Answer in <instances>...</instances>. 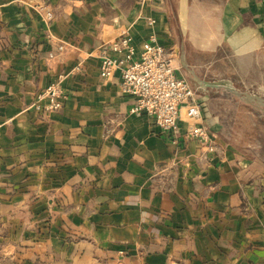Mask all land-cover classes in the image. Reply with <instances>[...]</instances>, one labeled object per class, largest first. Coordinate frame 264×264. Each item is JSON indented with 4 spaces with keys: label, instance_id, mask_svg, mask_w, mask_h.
<instances>
[{
    "label": "crops",
    "instance_id": "0c3cea01",
    "mask_svg": "<svg viewBox=\"0 0 264 264\" xmlns=\"http://www.w3.org/2000/svg\"><path fill=\"white\" fill-rule=\"evenodd\" d=\"M177 2L107 15L100 0H0V264H264V161L239 147L240 105L212 85L245 83L264 0ZM124 36L136 55L152 36L173 52L216 153L177 146L131 114L119 79L97 82L101 61L85 55L118 56ZM58 80L63 108L38 112Z\"/></svg>",
    "mask_w": 264,
    "mask_h": 264
},
{
    "label": "built area",
    "instance_id": "2783aa9c",
    "mask_svg": "<svg viewBox=\"0 0 264 264\" xmlns=\"http://www.w3.org/2000/svg\"><path fill=\"white\" fill-rule=\"evenodd\" d=\"M44 20L55 13L50 5L41 8ZM63 50L62 46L59 47ZM113 49L121 53L111 57L95 48L85 58L100 59L97 82L117 78L122 92L132 99L131 114L149 118L158 129L167 133L177 146L198 141L206 154L217 152V143L209 127L202 123L201 106L193 100L195 85L178 73L179 65L173 52L166 49L156 36L136 48L129 36L119 38ZM67 93L62 81L50 83L35 95L38 112L62 109Z\"/></svg>",
    "mask_w": 264,
    "mask_h": 264
},
{
    "label": "rangeland",
    "instance_id": "374dc122",
    "mask_svg": "<svg viewBox=\"0 0 264 264\" xmlns=\"http://www.w3.org/2000/svg\"><path fill=\"white\" fill-rule=\"evenodd\" d=\"M136 1L144 2L146 0H100V3L102 4L107 15H115L114 12H116V8L112 9L111 5L116 7L115 4L119 3L120 7L123 6L121 8L122 12L125 13L128 11L129 5L125 7L124 5H127L128 3L133 4ZM149 1L152 2V0ZM172 1H174V4L178 3V0ZM116 17H118V15H116ZM260 29L264 36V26L260 27ZM187 47L189 48V42L186 39V42L183 43V48ZM222 50L223 49H220V51L216 53L217 57L219 58H214L212 64L208 66V68L212 70L211 74L214 75L215 73L214 76H222L220 73L216 72L217 69H215L216 71L214 70L216 62L219 60H224L221 57L228 54L226 52H222ZM247 58L248 59H246L245 65L247 68L244 71L243 77L239 78L245 81V83L242 86L240 83H236L240 87L238 91L244 95L251 96V100L243 101L238 95L233 93L230 94V97L240 105V108L238 109V126L241 128V130L239 131V138L237 141L239 147L246 151L247 157L258 156V158L264 161V46L258 47L253 60L251 57ZM233 61L238 62L239 59H233ZM220 69H224L223 66H221ZM234 87H237L235 83ZM209 155L211 154H206L204 152L205 159H207Z\"/></svg>",
    "mask_w": 264,
    "mask_h": 264
},
{
    "label": "water",
    "instance_id": "95a60500",
    "mask_svg": "<svg viewBox=\"0 0 264 264\" xmlns=\"http://www.w3.org/2000/svg\"><path fill=\"white\" fill-rule=\"evenodd\" d=\"M209 82L212 83L213 81H209ZM212 85H214L216 87L225 88L226 90L230 91L231 93L238 95L243 101H250L251 100V96L244 95L243 93H240L238 91V89L236 87H234V85L230 81L219 80V81H216L215 83H213Z\"/></svg>",
    "mask_w": 264,
    "mask_h": 264
}]
</instances>
